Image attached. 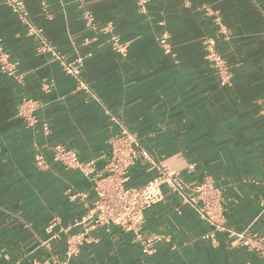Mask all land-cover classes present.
Returning a JSON list of instances; mask_svg holds the SVG:
<instances>
[{"label": "crops", "instance_id": "obj_1", "mask_svg": "<svg viewBox=\"0 0 264 264\" xmlns=\"http://www.w3.org/2000/svg\"><path fill=\"white\" fill-rule=\"evenodd\" d=\"M24 1L50 44L70 62L83 59L81 77L90 90L80 89L51 55L38 53L36 40L0 0V35L23 74L18 81L0 71V264L67 260L71 239L85 230L76 223L91 213L96 178L106 174L123 126L183 183L212 177L227 226L264 237V0H150L147 13L133 0ZM86 11L98 27L112 25L125 53L86 26ZM165 31L170 54L159 44ZM208 40L231 66L230 85L207 58ZM24 100L40 105L34 126L18 115ZM57 145L94 167L85 173L55 163ZM37 154L46 160L43 169ZM157 174L140 158L127 185L140 187ZM164 191V200L145 212L140 238L99 227L70 264H264L237 236L203 238L212 228L178 194ZM153 235L161 240L144 254Z\"/></svg>", "mask_w": 264, "mask_h": 264}, {"label": "built area", "instance_id": "obj_2", "mask_svg": "<svg viewBox=\"0 0 264 264\" xmlns=\"http://www.w3.org/2000/svg\"><path fill=\"white\" fill-rule=\"evenodd\" d=\"M133 1L138 4L141 13H147L150 0ZM2 2L11 10L19 23L25 26L27 34L36 40L38 53L51 55L60 64L65 74L77 80L80 89L89 91V87L81 77L83 59L78 58L76 61L70 62L50 44L45 37L43 28L35 25L30 20L24 0H2ZM84 21L88 28L98 33L109 35V42L114 51L119 53L126 52V45L113 32L112 25L98 27L95 16L91 11L85 12ZM215 21L222 29L224 28L219 16H216ZM170 38L171 35L168 31L163 32L159 38V44L167 54H170L172 49L169 43ZM206 48L208 51L207 58L216 69L219 80L223 85H230L232 80L231 66L216 51L213 41L208 40ZM0 71L10 77H14L18 81L23 79V74L18 73L17 66L11 61L10 54L5 49L4 39L1 35ZM44 87L49 89L51 84H45ZM39 108L40 105L37 101L24 100L19 107L18 115L26 121L28 126H34L38 122L37 111ZM44 130L48 133L49 128L47 125H44ZM140 158L149 161L157 169L158 174L140 187L128 186V173ZM52 160L67 169H79L85 173H89V170L94 167L93 161L87 164L82 163L74 149L63 145L54 147ZM108 160L106 174L96 178L95 191L97 198L91 213L76 223V225L85 226V230L71 239L67 260L65 262L53 261L40 264H70V259L78 255L79 248L86 240L87 234L102 226H117L126 232L134 233L137 238H140L145 222V212L164 200L165 188L178 194L182 203L193 208L199 218L212 228V232L203 238H214L215 232H227L231 236H237L242 239L243 244L249 251L264 258L263 236H249L246 232H237L227 226V210L222 192L212 177H206L202 182L192 186L183 183L180 173L159 166L153 160L149 151L142 146L138 134L124 126L121 133L111 143V153ZM35 162L42 169L46 166V160L42 154L36 155ZM187 189L191 192L189 193ZM80 196H83V194H80ZM160 240L161 237L157 235L148 238L144 242L143 253L152 254L155 251L154 244Z\"/></svg>", "mask_w": 264, "mask_h": 264}]
</instances>
